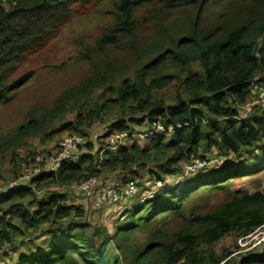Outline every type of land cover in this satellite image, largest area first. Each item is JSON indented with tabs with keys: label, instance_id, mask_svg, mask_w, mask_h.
I'll return each mask as SVG.
<instances>
[{
	"label": "trees",
	"instance_id": "obj_1",
	"mask_svg": "<svg viewBox=\"0 0 264 264\" xmlns=\"http://www.w3.org/2000/svg\"><path fill=\"white\" fill-rule=\"evenodd\" d=\"M90 1L0 0L1 103L29 78H12L18 64L43 47L49 31L57 29L74 7ZM103 15L108 23L92 43L79 39V62L93 74L64 89L50 108H34L17 128L0 132V159L7 154L16 160V150L29 138L42 137L76 111L68 129L85 138L81 161L64 165L55 177L33 180L37 190L43 185H79L90 178L99 181L116 172L123 178L143 173L166 186L171 177L183 176L182 163L193 157L206 160L212 149L236 163L184 176L175 186L137 202L117 221L110 240L104 230L74 221L83 217L82 206L68 205L64 188L44 196L33 188L7 191L0 194V261L227 264L231 255H217L215 243L226 235L247 238L264 229V189L231 190L236 181L264 171V111L253 107L241 119L238 108L255 96V78L258 85L264 84V0H110ZM196 64L202 74L195 72ZM114 81L117 86H112ZM101 88L108 98L86 108ZM110 109L121 114L111 118L114 123L107 134L134 136V128L143 125L180 127L169 136L143 139V146L105 153L100 160L103 143L87 142V129L103 124ZM217 191L226 192V197L210 205L207 194ZM140 232L145 236L137 245L133 236ZM109 247H114L112 253ZM234 264H264V249Z\"/></svg>",
	"mask_w": 264,
	"mask_h": 264
},
{
	"label": "rangeland",
	"instance_id": "obj_2",
	"mask_svg": "<svg viewBox=\"0 0 264 264\" xmlns=\"http://www.w3.org/2000/svg\"><path fill=\"white\" fill-rule=\"evenodd\" d=\"M109 7L110 0H92L85 6L74 7L70 11L68 17L57 29L49 31L43 47L39 51L29 54L18 64L17 73L12 78L25 74H29V78L26 83L9 93L11 98L8 102H0V132L14 130L17 128V126L24 122L26 114L34 108H50L55 98L58 97L64 89L75 86L82 79V77L84 79L85 75L88 76V74H93L87 64H80L79 62V52L82 49V46L79 45V39H81L82 36V42H87L88 44L92 43L91 38H93L96 33H99L98 29L108 23V20L105 18L103 13L105 10H108ZM87 34H89V39L85 37ZM194 70L197 74H202V68L198 64L195 65ZM112 86H117V81H114ZM104 88L95 91V95H93L92 99H90L88 107L86 108H92V106L96 103L102 104L103 100L108 98V94L105 92ZM257 91L259 90H256L255 96L257 95ZM253 98L251 97L250 101H252ZM256 107V109H262L264 111V104ZM114 110L110 109V112L104 113L102 119L104 122H107V124L114 120L111 118H115L121 114L117 109ZM75 114L76 111L68 113L64 116L62 121H70L72 117L74 118ZM60 122H55L56 126ZM104 125L106 124L96 123L87 131V133L89 132L91 137H95L99 134V130ZM145 126L146 125L134 128L138 134L134 135V138L132 139H125L131 141V145L139 144L140 146H143L145 142L141 139L140 133L147 130ZM107 132H109V130H107ZM46 134L47 133H43L42 137L29 138L23 147L16 150V154L17 152L20 154L16 157V160H12L7 154L4 158L0 159V194L5 193V190L9 187V185L18 177L23 175L24 168L22 169V165L24 162H21V160L25 156L34 154L37 157H44L50 156V154L56 152V144H53V141L48 143V140L45 138ZM40 138H42L43 143L40 142ZM101 139L103 141V138ZM87 140L90 142L91 139L88 137ZM50 146L54 149L56 148V150L54 152H49L54 150L48 149ZM205 157L208 162L206 163L207 167L203 169L192 167V165L197 166V163L201 158L193 157L189 163H182V169L189 168V171H187L189 175L186 178L203 173L205 174L212 169L220 168L226 164V162L236 163L235 158L223 157L216 149H212L210 152H207ZM13 161L14 164L12 163ZM25 167V172H29L31 176H34L36 164L30 162ZM119 175L120 174H117L116 177H119ZM184 176L186 175H181L182 180L184 179ZM130 178H134V176L131 175L128 179ZM145 179H148V177L145 176L142 178V180ZM131 180L139 181L141 178H134L127 181ZM150 180H152V182L154 181L153 179ZM175 181L176 180L173 179L172 183L174 184L166 185V189L175 186L179 182ZM119 184L122 185V183ZM31 187L38 196H44L47 193L54 192L50 189V187H44V185L39 190L36 189L35 184H32ZM140 188L141 189L138 193L140 195L144 192H148L150 195L153 193L155 194V192H152L149 187H146L145 185ZM64 189L67 188L65 187ZM263 189L264 171L257 175L248 176L240 181H236L231 186L232 191L245 190L249 193L262 191ZM225 197L226 192L217 191L214 194H207L205 201L210 205H214L220 203ZM137 202H140V197L138 196L132 200H123L117 205L85 203L82 199L77 200L73 197L68 205H74L76 207L82 206L83 217L78 219L74 218V221L83 220V222L88 224V226L92 229L104 230V233L108 236L107 239L110 240L113 236L117 221L120 222L123 215L127 213L129 208ZM144 236L145 233L140 232L139 234L133 236V240L135 239L134 241H136L137 245H139L143 241ZM263 236L264 229L258 230L254 235L247 238L240 236L237 233L226 235L215 243L213 250L217 255L230 254V260L227 264H234L250 252H255L261 249L263 250ZM101 243L102 242L100 241L98 242V244ZM134 245L136 247V244ZM113 249L114 247H109L108 253H112L114 251ZM13 258L15 259L13 262L17 263V254H13ZM6 263H8V258H3L0 261V264Z\"/></svg>",
	"mask_w": 264,
	"mask_h": 264
},
{
	"label": "built area",
	"instance_id": "obj_3",
	"mask_svg": "<svg viewBox=\"0 0 264 264\" xmlns=\"http://www.w3.org/2000/svg\"><path fill=\"white\" fill-rule=\"evenodd\" d=\"M258 78H255L251 82V86L256 87L257 95L250 101L248 104L243 106H238L240 109L242 116L241 119L247 118L253 107L258 105L264 104V84L258 85L257 84ZM180 126L172 127H164L161 124H154L151 128L148 127L147 130L143 131L141 134V138H150V137H158V136H168L170 135L175 129L179 128ZM108 133V132H107ZM105 134V140L101 141L103 147L99 153V158L102 160L103 155L106 153L107 150L111 152L116 151L122 142H124L125 138H134L132 135H127L125 133H113ZM109 135V136H107ZM85 143V138L82 134H71L67 137H64L58 144L57 150L55 153L50 154V156L44 157H37L34 154L25 156L21 162L23 161L24 164L22 165L23 175L18 177L14 182H12L9 187L5 190L7 191H15L19 189H28L31 188L32 181L37 180L39 178H43L46 174L56 175L58 174L64 165H77L81 161L82 157V147ZM36 164V170L34 171V176H31L29 172H25V166L29 163ZM208 160H199L197 166L198 168H205L206 163ZM191 167V166H188ZM189 168L183 169V175H189L188 172ZM141 185H140V183ZM100 182L96 178H90L85 182H82L77 186V189L85 195L87 199H90L94 196V194L98 191L93 203L99 204H110V205H117L123 200L129 198L140 197V202H144L146 199L152 198L154 195L162 192L165 190L166 186L163 185L161 182H155L152 180L145 179V180H131L127 181L126 183L121 184H113L108 186H101L99 185ZM149 187V189L153 193L150 195L148 192H144L142 195L138 194L140 191V187L143 186ZM263 238V239H262ZM262 241L264 242V236L262 237ZM261 241V242H262ZM223 264V263H222Z\"/></svg>",
	"mask_w": 264,
	"mask_h": 264
},
{
	"label": "crops",
	"instance_id": "obj_4",
	"mask_svg": "<svg viewBox=\"0 0 264 264\" xmlns=\"http://www.w3.org/2000/svg\"><path fill=\"white\" fill-rule=\"evenodd\" d=\"M256 91V90H255ZM253 97H255V96H253ZM252 97V98H253ZM73 122V117H72V119L70 120V121H64L63 122V124L61 125V126H59V124L57 125V126H55V128H50L49 129V131L47 132V134L50 136V138L48 139V143H50V142H52L53 141V144H56V146H58V144H59V142L64 138V137H67V136H69V135H71V134H73L72 133V131L71 130H69L68 129V127H69V125L71 124ZM104 122V121H103ZM113 123L114 122H112L111 121V123H108L107 124V122H104L103 124H106V125H104V126H102L101 127V129L99 130V134L97 135V136H95V137H91L90 135L88 136L91 140H90V142H92V143H94V144H98V145H100V142L102 141V139L101 138H103V140H105V134L107 133V130H111L112 129V127H113ZM146 128H147V126H145ZM90 128H88L87 129V131L89 130ZM116 133V132H115ZM96 137H99L98 139H97V142H96ZM87 142H88V140H87ZM43 143V142H42ZM131 145V141H128V140H125L124 142H122L121 143V145L119 146V148L118 149H120V148H123V147H128V146H130ZM48 149H54L52 146H50V147H48ZM44 150H46V149H44ZM56 150V148L54 149V150H51V151H49V152H54ZM48 151V150H47ZM83 154H84V152H85V149H83ZM111 151L110 150H107L106 151V153H110ZM115 152V151H114ZM20 154H18V152H17V154H16V156H19ZM104 155H106V154H104ZM103 155V156H104ZM13 163V162H12ZM14 164V163H13ZM59 174V173H58ZM58 174H56V175H52V174H46V176L45 177H55V176H57ZM117 174H119V172H116V173H111V174H109V175H104V177L102 176V177H100L99 178V181H100V183L101 184H119V183H124V182H126L127 180H130V179H134V178H141V180H142V178L143 177H145V175L143 174V173H140V174H138V175H133L134 176V178H130V179H128L129 177H125V179H123V176L120 174L119 175V177H116V175ZM178 177V178H177ZM171 179L173 180V179H175L176 181L175 182H177V181H180V180H182V177L181 176H176V177H171ZM172 180L171 181H169V182H167L166 184L167 185H171V184H174V183H172ZM77 184H71V185H69L68 187H66V186H57V185H52V186H50V189L52 190V191H57V190H60V189H63V188H68V189H65V191H67L68 190V201L70 202L72 199H73V197H75L77 200H83V202H85V203H90V200L89 199H87L78 189H77ZM95 199V197L93 198V200ZM132 199H134V198H129V199H126V200H132ZM71 206H73L74 207V205H71ZM76 207V206H75ZM81 206H79V208H80ZM1 255V257H3L2 256V253L0 254Z\"/></svg>",
	"mask_w": 264,
	"mask_h": 264
},
{
	"label": "water",
	"instance_id": "obj_5",
	"mask_svg": "<svg viewBox=\"0 0 264 264\" xmlns=\"http://www.w3.org/2000/svg\"><path fill=\"white\" fill-rule=\"evenodd\" d=\"M254 57H256V49L253 51V54H252ZM98 257L101 258V254L100 252L98 251ZM102 264H104V262H102Z\"/></svg>",
	"mask_w": 264,
	"mask_h": 264
}]
</instances>
